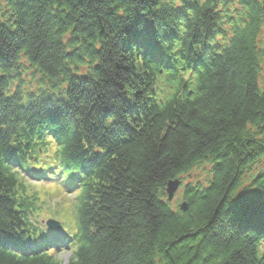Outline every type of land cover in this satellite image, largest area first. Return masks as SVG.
I'll list each match as a JSON object with an SVG mask.
<instances>
[{
    "label": "trees",
    "instance_id": "1",
    "mask_svg": "<svg viewBox=\"0 0 264 264\" xmlns=\"http://www.w3.org/2000/svg\"><path fill=\"white\" fill-rule=\"evenodd\" d=\"M263 23L262 0H0V264H264ZM52 176L73 228L39 224L25 182Z\"/></svg>",
    "mask_w": 264,
    "mask_h": 264
},
{
    "label": "rangeland",
    "instance_id": "2",
    "mask_svg": "<svg viewBox=\"0 0 264 264\" xmlns=\"http://www.w3.org/2000/svg\"><path fill=\"white\" fill-rule=\"evenodd\" d=\"M237 5V2L230 3L232 8H236ZM258 43L262 52L260 84L261 86H264V23L259 34ZM21 77V86L23 87V90H56V88L50 83L48 85L46 81L42 79V76L24 59L22 60ZM261 168H264V160L259 164L255 171H258ZM211 169L212 166L209 162H203L179 177L181 184L175 192L173 199L168 201V197L165 198L173 210L177 211L181 204L186 202L184 199V189L186 185L202 184V186H207L212 177ZM25 183L28 184V187L32 186L33 189L31 192H37L41 197L43 205L37 214L40 225L44 226L49 219H55L59 222H65L70 225L71 228L75 227L74 206L76 204V192L67 189L64 192V190H62L60 179L56 180V177L53 176L47 182L41 183L40 181L27 180ZM55 255L59 260L67 263L71 256V250L59 249L55 251Z\"/></svg>",
    "mask_w": 264,
    "mask_h": 264
},
{
    "label": "water",
    "instance_id": "3",
    "mask_svg": "<svg viewBox=\"0 0 264 264\" xmlns=\"http://www.w3.org/2000/svg\"><path fill=\"white\" fill-rule=\"evenodd\" d=\"M263 2V5H264V0H262ZM181 184V181L180 179H175V180H171L169 183H168V186H167V197H168V201H171L175 195V192L178 190L179 186ZM180 208L182 210H186L187 206H186V203H183L181 204ZM47 226H49L50 228H53V229H60L61 228V223L55 219H49L47 222H46Z\"/></svg>",
    "mask_w": 264,
    "mask_h": 264
}]
</instances>
